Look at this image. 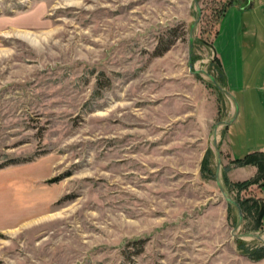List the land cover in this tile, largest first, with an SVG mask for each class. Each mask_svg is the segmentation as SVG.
I'll use <instances>...</instances> for the list:
<instances>
[{"label": "rangeland", "instance_id": "rangeland-1", "mask_svg": "<svg viewBox=\"0 0 264 264\" xmlns=\"http://www.w3.org/2000/svg\"><path fill=\"white\" fill-rule=\"evenodd\" d=\"M230 1L251 0H199L192 70L239 108L217 130L237 230L214 140L236 108L189 66L194 0H0V264L264 259L262 240L234 234L264 238V169L227 147L264 143V31L232 11L220 36Z\"/></svg>", "mask_w": 264, "mask_h": 264}, {"label": "crops", "instance_id": "crops-1", "mask_svg": "<svg viewBox=\"0 0 264 264\" xmlns=\"http://www.w3.org/2000/svg\"><path fill=\"white\" fill-rule=\"evenodd\" d=\"M249 3L250 4L248 6H245V5H242V4L240 5V3L239 4L234 3L233 5H231V6H229L227 8L226 14H225V16L223 18L224 19L223 23H222L223 27H222L221 32L219 34L220 36H221V34H222V32L224 30H225V32L228 31V25H229L228 18L230 17V12H232V11H233L234 15L235 14H240V12L242 14H246L245 12H248V15H246V17L243 16V18H247L248 17L247 21L242 25L243 29H247V30H251V31H253L255 29H261L262 31H264V0H251V1H249ZM234 27L237 28L238 24L235 23ZM229 28H232V26H229ZM229 58L230 59L233 58L232 55ZM230 59L227 62L224 61L225 67H230L228 65V63H232L233 62V61L231 62ZM262 87H264V84H263ZM259 99H260V101H259ZM256 100L259 101L258 107H259V111L261 112L260 115H262V117H263V121L259 123V127L263 126L262 131L264 133V107H263L264 106V95L257 96ZM237 118L235 119V121L237 120ZM257 125L253 127L254 131H258L259 130V129H257L258 128ZM227 147H228L229 152L231 153L233 158L242 157L244 155L242 153L248 154V153L256 151V150L264 151V143L256 145V146H251L247 150H245L246 152H242L241 154L238 153L237 151L233 152L232 149L230 150V147L228 146V141H227ZM251 149H254V150L252 151ZM256 169H257V167H255L253 165H247V166H244V167H237V168L234 167V168H231V170H229V174L231 173L230 174V175H232L231 177L241 176V177L244 178V175L247 174V173H249L251 175L254 174ZM259 197L263 201L262 205H264V185L262 186V188L260 190ZM260 225H261L260 226L261 229L264 230V212H263V215H262L261 220H260ZM256 264H264V259H261Z\"/></svg>", "mask_w": 264, "mask_h": 264}, {"label": "water", "instance_id": "water-1", "mask_svg": "<svg viewBox=\"0 0 264 264\" xmlns=\"http://www.w3.org/2000/svg\"><path fill=\"white\" fill-rule=\"evenodd\" d=\"M194 2H195V5H196V8H197L198 16H197V18L195 19L194 23L191 26L190 45H189V66H190L191 70H192V68L194 66V62H193L194 43H195L194 32H195L196 26L199 23V21L201 19V16H202V8L200 6L199 0H194ZM192 72L193 73H199V72L207 73L211 77V79L215 83V85L217 87H219L224 93L229 95L231 97V99L235 103V108L236 109H235L234 116L228 121H223L222 123H217L215 125L214 140H215V147H216L217 157H218V160H217V171H216V180H217V183H218V185H219V187L221 189V192H222L223 196L225 197V199L227 200V202H229L232 205H234L236 207V209H237L238 221H237L236 226L234 228V230H237L242 225L244 218H243L242 209H241L239 203L233 197H231L228 194V192L226 191V189H225V187H224V185H223V183L221 181L220 170H221V165H222V157H221V150H220L219 145H218L217 130H218V128H219V126L221 124H224V125L232 124L235 121V119L238 117V115H239V108H238V105L236 103L235 96L230 91H228L227 89L221 87L219 82L217 81L216 77H214L213 75L209 74L205 70H192ZM234 234L237 235L238 237H257L258 239L262 240L263 243H264V238L259 233L249 232V233H234Z\"/></svg>", "mask_w": 264, "mask_h": 264}, {"label": "trees", "instance_id": "trees-1", "mask_svg": "<svg viewBox=\"0 0 264 264\" xmlns=\"http://www.w3.org/2000/svg\"><path fill=\"white\" fill-rule=\"evenodd\" d=\"M233 4H234V1H230L229 3H227L225 5V7H223V10H222V13H221L222 14L221 18L224 16L227 8L230 5H233ZM217 33H218V31H217ZM173 43H175V39H173V38L168 39L167 41H163V42L161 41V43L155 49V55H157V56L163 55L171 47V45ZM258 155L264 156V152H262V151L251 152V153L246 154L244 157L237 158V160H239L241 164L258 163L259 166H260V168H261V170H262V169H264V162L261 161L263 159H260V161H259V158H256ZM245 185H246V183H244V182L243 183H239V186H241V187H243ZM237 202L239 203V205H240V207L242 209V212H243L244 211V205H243V203L240 202V200H238V199H237ZM263 212H264V205L262 206V208L259 211V218L260 219H261V217L263 215ZM257 254H258L257 259L263 257L264 256V250H262V252H259V253L257 252Z\"/></svg>", "mask_w": 264, "mask_h": 264}]
</instances>
